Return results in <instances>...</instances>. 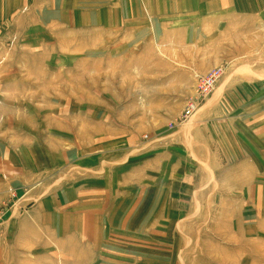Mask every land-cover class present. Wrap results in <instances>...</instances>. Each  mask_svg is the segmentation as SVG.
<instances>
[{
    "label": "rangeland",
    "instance_id": "1",
    "mask_svg": "<svg viewBox=\"0 0 264 264\" xmlns=\"http://www.w3.org/2000/svg\"><path fill=\"white\" fill-rule=\"evenodd\" d=\"M35 1L0 0V241L17 248L0 264H264V0H57L67 30ZM161 85L193 94L155 101ZM46 204L65 215L41 235L20 214Z\"/></svg>",
    "mask_w": 264,
    "mask_h": 264
},
{
    "label": "crops",
    "instance_id": "2",
    "mask_svg": "<svg viewBox=\"0 0 264 264\" xmlns=\"http://www.w3.org/2000/svg\"><path fill=\"white\" fill-rule=\"evenodd\" d=\"M12 1H15V5L19 3V0H12ZM56 1L57 0H51V1L44 0L43 1V6L41 5V1H38V2L35 1V3H34L35 6L39 7V8H36L35 6H33L32 12L35 15V19H38L40 21H42L44 19H45V21L49 20L48 22H52V23H54V25L57 24L55 27H60V28H62V30H67L69 28V26H70L68 21L72 22L73 20H75V21L79 20V17H77V18L76 17H71V18L67 19V15L66 14L69 11L68 9L70 7L66 6V8H62V7H60V4L56 3ZM211 17H209L208 20H210L211 22H215V23L210 24L209 27L213 28V29H218L220 31L224 30V29H227V23L226 22H228L229 20L236 22L234 28L236 30H238V31H243V28L245 26L243 15H235L234 18H228L229 16H227V15H220V16H218V18H215V19L213 18L215 16H211ZM53 19H55V20H53ZM70 27L75 28L73 26H70ZM76 27H78V25H76ZM218 51L219 52H228L227 44L226 43H222L220 45V48H219ZM195 88H196V80H195L193 91L195 90ZM190 90L191 89H189V88L185 89L182 86L178 85V87L173 88V91H169V90H165L163 85H161L160 88H159V93L162 94V95L160 97L154 99V100L155 101H160V102L169 101L171 97L169 98L168 96H165V94H164L165 92H167V93L168 92H173V93L176 92L177 95H178L177 99H181L182 100L185 97V100H186L189 97V95L193 94V91L191 92ZM174 98H176V97H174ZM158 105H160V104H157V108H158ZM162 107H164V106H162ZM205 113L206 112L202 113L200 116L204 115ZM167 114H169V113H167ZM167 114H165V115H167ZM162 116L163 115H161V117ZM8 197H10V192L7 190L5 181L2 179V177L0 175V204L3 203L4 201L8 200L9 199ZM120 201L122 203H124V206H126L125 205V203H126L125 201H127L126 199H123V200H120ZM130 201H131V204H133L132 199L128 200V202H130ZM137 201H138V199L135 201V203H137ZM131 204L130 203L127 204V209L124 210L125 212L130 213L129 215H127V216H125L123 218V221L121 223L122 227L124 229H130L129 226H128L129 223H127V222H128V219L130 217L132 218L131 212L134 211L133 209L132 210L130 209V206H132ZM103 207H104V210L107 208L106 205H103ZM33 209H34L33 206H31L29 208V210L25 214H20V215H23L24 216V220L29 224L28 228H33V227H35L38 224L37 228H38V231H41V235H43V233L46 231V229H47L48 232H50L51 229L53 230V225L56 228H58V226L56 224V222H58L57 221L58 219H61L62 221L64 220L65 213L62 212V213H59L58 215L55 214V213L54 214L51 213V205H49V204L45 205V210H42L43 213L40 212V208H37L38 209L37 212L34 211ZM142 211H143V205L139 206L138 209H136V212H140L141 213ZM81 216H84V215L82 214ZM91 218H93L92 219V220H94L93 222H96L99 217L91 216ZM113 219H114L113 216H109V218L105 221V223L107 225H112L111 223H113ZM23 223L24 222L21 221L18 224H19V226H22ZM4 227H5V230L9 231V232H11L12 231L11 228H13L14 236L17 235V231L20 230V229L18 227H16V231H15V211H13L11 214H8L6 216ZM138 227H139V225H138ZM59 229H60V232H62V233L64 231L63 234H65V232H69L65 227L59 228ZM73 230L74 231L75 230L76 231L79 230L78 226H75L73 228ZM34 232H35V229H34ZM16 249L17 248L15 246V240H12V241H7V240H4V239L1 240L0 241V261L4 257L8 261L9 260H15V250Z\"/></svg>",
    "mask_w": 264,
    "mask_h": 264
},
{
    "label": "built area",
    "instance_id": "3",
    "mask_svg": "<svg viewBox=\"0 0 264 264\" xmlns=\"http://www.w3.org/2000/svg\"><path fill=\"white\" fill-rule=\"evenodd\" d=\"M222 74V68L217 67L211 69L204 76H200L197 84V96L195 98H189L186 100L184 111L182 116L188 117L195 110L194 105L199 103L201 104L202 100L210 95L216 87L217 81Z\"/></svg>",
    "mask_w": 264,
    "mask_h": 264
},
{
    "label": "bare ground",
    "instance_id": "4",
    "mask_svg": "<svg viewBox=\"0 0 264 264\" xmlns=\"http://www.w3.org/2000/svg\"><path fill=\"white\" fill-rule=\"evenodd\" d=\"M217 67H221V68H222V73H223V67H222V66H214V67H212V68H217ZM212 68H211V69H212ZM211 69H210V70H211ZM210 70H209V71H210ZM209 71H206L204 74H196L198 80H199V77H200V76H204V75L207 74ZM221 75H222V74H221ZM220 77H221V76H220ZM220 77H219V78H220ZM197 84H198V83H197ZM197 95H198V94H197V87H196V90H195L194 95L190 96L189 98H195ZM208 96H209V95H208ZM189 98H188V99H189ZM201 103H202V102H201ZM200 106H201V104H199V103L197 104V102H196V104L194 105V110H195V111H194L190 116H188V117H186V118L182 116V119H183V120H188L191 116H193V115L198 111V109L200 108ZM183 111H184V109H183ZM182 114H183V113H182Z\"/></svg>",
    "mask_w": 264,
    "mask_h": 264
}]
</instances>
